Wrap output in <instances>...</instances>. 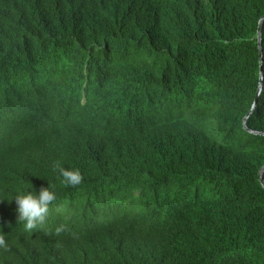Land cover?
<instances>
[{
    "label": "trees",
    "instance_id": "16d2710c",
    "mask_svg": "<svg viewBox=\"0 0 264 264\" xmlns=\"http://www.w3.org/2000/svg\"><path fill=\"white\" fill-rule=\"evenodd\" d=\"M263 19L264 0H0V264H264ZM47 187L29 230L14 197Z\"/></svg>",
    "mask_w": 264,
    "mask_h": 264
},
{
    "label": "clouds",
    "instance_id": "9594fccd",
    "mask_svg": "<svg viewBox=\"0 0 264 264\" xmlns=\"http://www.w3.org/2000/svg\"><path fill=\"white\" fill-rule=\"evenodd\" d=\"M62 182L69 187H75L81 184L82 176L79 171L67 170L59 168ZM17 205L18 220L25 224L29 230L42 225L49 213L50 206L57 199L56 193L51 191L49 187L42 188L38 193L35 191L17 194L15 197ZM60 229H57L59 232ZM5 241L0 239V245H4Z\"/></svg>",
    "mask_w": 264,
    "mask_h": 264
},
{
    "label": "water",
    "instance_id": "95a60500",
    "mask_svg": "<svg viewBox=\"0 0 264 264\" xmlns=\"http://www.w3.org/2000/svg\"><path fill=\"white\" fill-rule=\"evenodd\" d=\"M263 26H264V19L260 23L259 32H258V40H259V47H260L261 58H262V54H263V51H262V32H263ZM261 182L264 185L263 176L261 177Z\"/></svg>",
    "mask_w": 264,
    "mask_h": 264
}]
</instances>
